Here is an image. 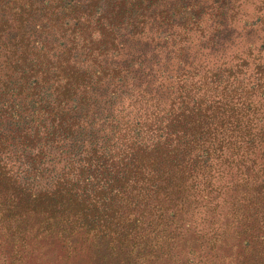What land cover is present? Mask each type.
<instances>
[{
	"label": "trees",
	"instance_id": "trees-1",
	"mask_svg": "<svg viewBox=\"0 0 264 264\" xmlns=\"http://www.w3.org/2000/svg\"><path fill=\"white\" fill-rule=\"evenodd\" d=\"M264 264V0H0V264Z\"/></svg>",
	"mask_w": 264,
	"mask_h": 264
},
{
	"label": "rangeland",
	"instance_id": "rangeland-1",
	"mask_svg": "<svg viewBox=\"0 0 264 264\" xmlns=\"http://www.w3.org/2000/svg\"><path fill=\"white\" fill-rule=\"evenodd\" d=\"M195 236L191 233L188 237L181 240L179 250H177V259L170 263H159V264H187L185 254L189 248H196L197 244L194 242ZM77 264H109V252L107 245L104 243H96L91 246L84 255L82 260H79Z\"/></svg>",
	"mask_w": 264,
	"mask_h": 264
}]
</instances>
